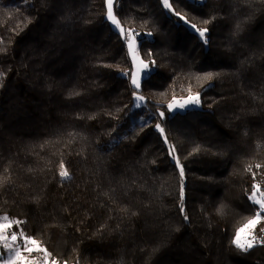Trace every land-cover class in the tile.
<instances>
[{
  "label": "trees",
  "instance_id": "16d2710c",
  "mask_svg": "<svg viewBox=\"0 0 264 264\" xmlns=\"http://www.w3.org/2000/svg\"><path fill=\"white\" fill-rule=\"evenodd\" d=\"M170 2L115 0L136 88L107 0H0V215L57 262L264 264L232 244L264 190V0Z\"/></svg>",
  "mask_w": 264,
  "mask_h": 264
},
{
  "label": "snow or ice",
  "instance_id": "6c2138e0",
  "mask_svg": "<svg viewBox=\"0 0 264 264\" xmlns=\"http://www.w3.org/2000/svg\"><path fill=\"white\" fill-rule=\"evenodd\" d=\"M165 5L167 7H171V5L168 4L167 0H165ZM176 15L179 16L180 14L176 13ZM107 19L110 20L116 28H118L121 34L125 32V29L120 26V21L114 15L113 0H107ZM205 23H208V21H206ZM193 27H195V25H193ZM197 31L199 32L201 37H204L205 34L208 32V29H197ZM128 49L129 52L132 54L133 61H138L136 73L132 77V84L136 88H139L141 72L144 69L148 68V64L142 60H139L138 55L136 53L134 39L128 41ZM214 75L218 74L207 73L205 75V79H211ZM138 99L143 101L144 97L140 96L138 97ZM200 103V93H195L190 94L189 96H187V98H182V101H177L175 98H173V101L169 103L168 108L175 109L178 107L183 109L189 105H199ZM160 116L163 117L164 113L161 112ZM156 127L161 132L164 131L162 128H160L159 125H157ZM165 139L167 138L165 137ZM59 167L60 177L63 179L70 178V173L64 166L63 162H61ZM256 167L259 168L261 167V165L258 164L256 165ZM248 170L251 171V166H249ZM181 175H183V169H181ZM253 175L255 176V174ZM6 179V177L0 176V184H2ZM253 187L254 191L252 192L250 199L254 204L259 205L261 211H264V192H260L259 183L254 184ZM257 192H260L259 197L257 196ZM222 210L223 206H221L220 211ZM185 219H187L186 216ZM0 220L6 221L4 223H0V247H2L3 249V252H0V264H41V260L43 261V264H49V257H51L52 254L42 246L40 241H38L34 237L26 235L22 229L19 231V233L12 231L9 235V230L12 228V226L14 224L19 225L22 223V221L9 220L7 216L0 217ZM262 220H264V217L260 215V212H257L253 217L249 218L247 223L242 228L237 230L232 240V244H234L237 249L247 252L248 250L252 249L256 244L264 243V239H258L257 236L254 235L256 225L259 224ZM261 231L264 232V229H261ZM33 253L42 254V257H32ZM51 264H58V262L53 259L51 261ZM64 264H67V261H65Z\"/></svg>",
  "mask_w": 264,
  "mask_h": 264
},
{
  "label": "rangeland",
  "instance_id": "374dc122",
  "mask_svg": "<svg viewBox=\"0 0 264 264\" xmlns=\"http://www.w3.org/2000/svg\"><path fill=\"white\" fill-rule=\"evenodd\" d=\"M192 1H195V2H203L204 0H192ZM162 2H163V4H164V6L166 7V9L169 11V12H172V10H173V7H172V4H171V2H170V0H167V2H168V4H170L171 5V7H167L166 5H165V0H162ZM115 0H113V12H114V15H115V11H114V7H115ZM116 16V15H115ZM109 22H110V24H111V26L114 28V29H116L117 31H119L118 30V28H116L113 24H112V22L109 20ZM120 26L121 27H123L121 24H120ZM191 27L193 28V29H195V30H197V28L196 27H193L192 25H191ZM124 28V27H123ZM125 29V28H124ZM121 34V33H120ZM124 38H125V40L127 41V53H128V55L131 57V59H132V54L129 52V49H128V41L129 40H131V39H134L135 40V46H136V53H137V55H138V58H139V60H142V61H144L143 59H142V57H141V54H140V41H139V39H138V35H137V33H135V32H133V31H126L125 30V32L123 33V34H121ZM132 62H133V71H132V74H131V80H132V77L135 75V73H136V67H137V63H138V61L137 62H134L133 61V59H132ZM145 63H147L148 64V68H146V69H144L142 72H141V76H140V86H141V82H142V80H143V78L145 77V76H147L148 74H150L152 71H153V68L149 65V63L147 62V61H144ZM140 88V87H139ZM138 97H140V95H139V93L137 92L136 94H135V101H134V105L136 106V107H139V108H141V107H143L144 106V99H143V101H141V100H139L138 99ZM177 101H182V99H177ZM200 106V104L199 105H189V106H187L186 108H183V109H181V108H175V109H170L172 112H174V111H176L177 109H179V110H184V109H189V108H193V107H199ZM260 192H264V190H262L261 188H260ZM260 192H257V196L259 197L260 196ZM258 205V204H257ZM258 208H259V211L258 212H260V215L263 217V214H264V211H261L260 210V207H259V205H258ZM3 216H7L8 218H9V220H15V219H12V218H10L8 215H5V214H2V215H0V217H3ZM4 222H6V221H3V220H0V223H4ZM258 225V224H257ZM256 225V226H257ZM14 226V225H13ZM13 226H12V228L9 230V235L11 234V232L12 231H15V232H17V233H19L18 231H16V230H14L13 229ZM242 228V227H241ZM255 229H256V227H255ZM254 235H255V230H254ZM257 238H258V236H257ZM259 239V238H258ZM44 247V246H43ZM45 248V247H44ZM0 252H3V249H2V247H0ZM32 257H42V254H38V253H33L32 254ZM5 258H6V255H5ZM53 259H51V257H49V264H51V261H52ZM41 264H43V261L41 260ZM58 264H64V263H60V262H58Z\"/></svg>",
  "mask_w": 264,
  "mask_h": 264
}]
</instances>
